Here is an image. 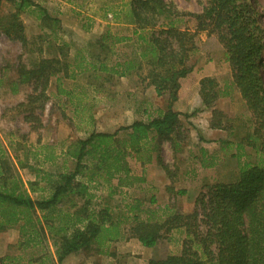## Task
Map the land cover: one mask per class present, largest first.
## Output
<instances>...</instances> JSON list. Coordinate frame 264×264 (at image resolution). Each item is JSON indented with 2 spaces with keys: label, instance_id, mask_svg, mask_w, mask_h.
Listing matches in <instances>:
<instances>
[{
  "label": "trees",
  "instance_id": "1",
  "mask_svg": "<svg viewBox=\"0 0 264 264\" xmlns=\"http://www.w3.org/2000/svg\"><path fill=\"white\" fill-rule=\"evenodd\" d=\"M11 1L15 11L7 17V26L0 28L9 38L24 43L26 36L21 12L35 2ZM256 1L205 0L201 12L185 13L166 0H131L129 14L134 29L130 35L117 39L133 40L128 58L111 68L106 65L102 55L110 49L105 34L97 39L101 51L90 50L94 70L110 73L97 89L105 91V81H110L114 75H131L141 70L146 61L149 83L158 96L167 94L166 109L147 121L135 120L113 132L92 131L86 138L73 142L65 152L76 159L73 170H38L35 178L27 182L15 172L0 145V233L18 225L17 248L23 251L39 249L42 251L39 260L47 257L44 244L46 239L52 238L55 261L62 263L72 253L82 250L104 253L109 244L132 237L145 247H153L173 229L184 227L186 236L181 251L151 258L148 264H264V10L256 7ZM187 16L196 21L195 33L206 31L210 36L212 44L202 48H221L229 63L232 87L240 93L249 112V123L240 135L239 146L246 145L253 153L247 154V160L240 164L235 180L207 184L196 197L190 214L169 207L158 213L156 208H151L157 203L154 196L150 199L151 205L146 207L141 200H135L127 206L132 212L129 217L132 224L127 229L108 205L95 200L92 189L101 181L110 183L113 179H118V187L142 181L144 178L132 174L129 158L150 162V142H155L154 147L160 150L165 141L176 147L185 139L180 116L189 117L198 110L191 114L181 113L172 106L177 100L179 79L193 69L186 65L189 52L197 48L195 33L180 27ZM60 54L43 58L30 69L19 70V82L34 85L25 103L29 106L25 118L29 119L35 110L34 103L41 102L42 105L48 99L47 89L52 76L71 77L72 72L75 73L76 69H72L68 60V51L62 48ZM79 67L76 66L77 70ZM228 93L229 90L222 88L215 77H204L200 81L205 108L214 107L217 99ZM213 116L216 126L227 118L217 108L213 109ZM243 153H237L239 161ZM202 155L203 167H210L217 161L216 156L207 155L205 149ZM158 159L161 161L160 157ZM163 168L169 172L167 166ZM45 192L48 194L38 198L31 195ZM105 252L114 255V252ZM15 259L6 255L0 257V264H11ZM55 261L52 257L50 262L45 259L38 264H56ZM34 262L29 260V264Z\"/></svg>",
  "mask_w": 264,
  "mask_h": 264
},
{
  "label": "rangeland",
  "instance_id": "2",
  "mask_svg": "<svg viewBox=\"0 0 264 264\" xmlns=\"http://www.w3.org/2000/svg\"><path fill=\"white\" fill-rule=\"evenodd\" d=\"M130 1L77 0L76 8L78 9L74 10L79 12L78 14L72 11H62L63 14L67 12V16L73 23L66 22L63 17L57 16L53 17L54 21L44 18L46 23L44 27L41 17L37 14L39 11L37 7L23 11L21 19L25 26L26 42L24 43L9 38L0 28V145L5 149V155L12 162L15 172H18L25 182L34 179L35 172L38 170L47 172L73 170L76 159L65 152L73 142L86 138L92 131L113 132L133 119H146L147 121L165 110L157 109L158 105L152 99L157 93L147 79L149 67L146 61L141 70L131 75L120 77L114 75L110 81H105V91L97 89L103 78L110 76V73L94 70L91 65L93 62H90L92 60L90 50L101 51L98 48L97 39L105 34L110 49L103 51L102 56L106 65L111 68L118 61L128 58L134 44L133 40L118 41L117 39L130 35L134 29L130 22ZM166 1L174 4L179 12L197 13L202 11L205 0ZM254 4L259 10H264V0H258ZM13 11H15L13 1L0 0V27L7 26V17ZM89 18L94 20L90 30L82 31L78 27L77 31L73 29H76L77 24L89 25L91 21ZM182 20L180 27L195 33V19L187 16ZM194 42L199 49L190 50L186 65L197 67L203 62H213L212 70L219 72L216 75L219 85L229 90V93L223 97L236 93L237 90L230 83L232 81L230 66L221 48L203 49L212 44L206 31L195 33ZM62 48L68 51V60L72 64V69H76L75 73L71 71L73 74L71 77H54L47 89L48 99L42 105L41 102L34 103L35 110L31 112L29 119L25 118L29 107L25 103L28 102L34 85L32 82H19L17 79L19 70L34 67L43 58L61 56ZM77 65H80L78 70ZM190 87L191 85L185 82V88ZM166 96L167 94L163 97ZM230 105L233 114L228 117L235 125L233 132L240 135L249 123L248 111L244 102L242 103L237 96L231 98ZM182 127L185 136L188 137L189 124L185 123ZM150 143L151 154L157 151L161 159L160 167L169 166L171 170L169 172H174L173 167L177 163L181 168L189 166L180 155L182 151H179L178 156L173 159L167 149L161 146L160 150H157L154 147L155 142ZM246 156L240 158V164H244L247 160ZM47 157L51 159L47 160ZM141 163L144 165L149 162ZM240 166L238 165V169ZM134 170L140 172L139 168H134ZM133 172L132 170V174L135 175ZM142 172L146 173L135 176L144 179L132 186L118 187V179H113L110 183L101 181L97 188L92 189L96 194L95 200L108 205L113 215L124 221L127 229L132 224V220H129L132 212L128 211L127 206L135 200H141L143 203L144 200L150 201L152 195L155 196L157 192L156 186L163 181L159 176L156 179L154 177L156 175L151 173L158 172L157 168L147 167ZM237 175L238 172H219L220 179L214 183L233 181ZM169 179L171 183L175 181L174 178ZM193 184L197 183L193 182ZM47 194L45 192L31 195L38 198ZM178 195L181 196H178L179 199L176 200V208L184 214L192 213L194 207L188 204L192 199L186 198L184 194ZM157 200L163 204L165 198L159 197ZM158 207L159 204L151 205V208H156L159 213L161 209ZM185 236L184 227L173 229L167 237L158 242L157 247L149 249H144L138 239L132 237L126 241L109 244L105 247L104 253L82 250L70 254L62 263H56L52 238L46 239L44 244V253L47 252V257L39 260L42 253L39 249L28 248L23 251L17 248L20 228L14 225L0 233V257L14 256L16 259L11 264H29V260H35L34 264H38L39 261L45 259L50 262L52 257L56 264H148L151 258H162L168 254L179 253ZM105 250L114 252V255L106 253Z\"/></svg>",
  "mask_w": 264,
  "mask_h": 264
},
{
  "label": "crops",
  "instance_id": "3",
  "mask_svg": "<svg viewBox=\"0 0 264 264\" xmlns=\"http://www.w3.org/2000/svg\"><path fill=\"white\" fill-rule=\"evenodd\" d=\"M32 1L35 2V5L27 7V9H25L24 11H29L30 9L37 7L39 9L37 14L39 15V17H41L43 27L46 24L44 22L45 17L50 18L54 21L53 17L59 16L63 17L64 21L73 23L71 18L67 16V12L63 14L62 11L75 12L74 9L78 5L77 0ZM75 13L78 14L79 12ZM75 13L74 15H77ZM89 19L91 20L89 25H79L75 23L77 24L76 29L73 28L74 26L69 27L73 28L75 31H77V27L80 28L82 31L90 30L94 20L91 18ZM47 25L50 26V24ZM208 62L209 63L203 62L202 65H198L197 67L192 66V71L186 77L179 79L180 87L177 94V100L173 103L172 106L175 111L181 113L190 114L192 111L198 110L197 113L193 116H180L181 125L185 123L189 124V136L185 137V139L180 141L176 145V147H173L169 141H165L161 145L171 153L173 159L178 156L179 151H182L180 155L183 156V161L188 162L189 166L181 168L176 162L177 164L173 167L175 171L166 172L162 167L159 166V156L157 151L153 153L154 155L152 154L153 159L151 160V162L144 165L141 162L137 161L136 158H129L130 167L134 171L133 173L135 175H142L143 173L145 174L146 172H142V170L144 168L146 169L147 167L157 168L158 172L151 173L156 175L154 176L156 179H158L157 176L162 178L163 181L161 182H163V184H160V182L159 185L156 186L157 192H155V196H152H154L156 200L159 199V197L165 198L163 204H161L162 202L160 203V200H157L156 204H159V209H166V207L176 208V200L179 199L178 196H181L178 194H184L186 198L189 197L190 199H192L191 203L188 204L189 206L194 207L196 197L198 196L200 191L203 190V188L207 184L214 183L216 180L220 179V177L218 176L219 172H239L238 165H240V161L236 156L239 151L245 152L242 156L253 153V150L248 146H239L241 134L237 135L235 132H233L235 125L231 122L232 120H230L228 117L229 115L233 114L230 105L232 97L237 96L240 98V101L242 103L244 102V100L241 98L240 93L236 92L231 95L229 94L230 96L228 97H221L217 99L214 107H204L203 100L200 94V81L204 77L216 78V75H218L219 73L212 70V65H214V63L211 61ZM56 76L61 75L57 74L55 76H52L50 81H52V79H54V77ZM185 82H188L191 87L185 88ZM230 83H232V81ZM152 99L154 103L158 105L157 109H166V97L157 96V94H154ZM214 108H217L218 110L222 111L227 116V118L225 117V119H223L221 125H213ZM135 120L133 119L129 121L128 124L124 125L128 126L132 124ZM235 137L238 138L235 140ZM203 149L207 150V155L214 154L216 156L217 161L213 166L203 167L201 163V159L203 158ZM134 168H139L140 172L135 171ZM169 178H174L175 181L171 183ZM180 182H184V184H180ZM193 182H196L197 184L194 185ZM144 203L147 206L151 205L150 201L146 202V200H144ZM157 244L153 247H157ZM143 248L149 249L152 247L143 246Z\"/></svg>",
  "mask_w": 264,
  "mask_h": 264
}]
</instances>
